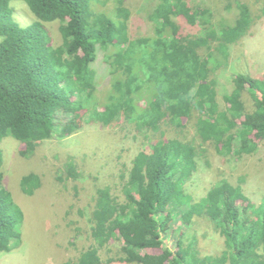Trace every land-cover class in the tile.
<instances>
[{
    "label": "trees",
    "instance_id": "16d2710c",
    "mask_svg": "<svg viewBox=\"0 0 264 264\" xmlns=\"http://www.w3.org/2000/svg\"><path fill=\"white\" fill-rule=\"evenodd\" d=\"M16 1L26 5L31 24L15 22ZM152 1L148 19L154 29L135 35L120 0L112 8L119 22L115 12L108 17V10H100L103 0H0V253L24 244V211L8 187L4 160V140L11 138L19 158L37 161L18 180L27 197L48 182L67 192L69 181L96 176L89 211L79 210L80 221H72L65 208L61 218L66 244L77 252L63 264H264V197L252 202L243 185L225 177L213 176L198 199L191 185L201 162L208 166L213 156L241 160L264 143V72L256 66L251 74L235 75L233 90L221 99L216 87L218 71L238 48H249L253 32L261 35L264 0H229L225 7ZM181 20L200 35L183 31ZM54 24L59 42L50 29ZM90 123L102 127V135L108 132L113 144L132 127L145 147L130 162L127 178L121 174L122 203L109 185L98 186L104 168L97 161L60 159L46 148ZM43 151L52 159L41 160ZM55 163L64 168L62 177ZM174 216L188 234L172 251L162 233ZM212 233L223 239L219 254L199 248L198 236ZM82 238L92 243L79 252Z\"/></svg>",
    "mask_w": 264,
    "mask_h": 264
},
{
    "label": "rangeland",
    "instance_id": "374dc122",
    "mask_svg": "<svg viewBox=\"0 0 264 264\" xmlns=\"http://www.w3.org/2000/svg\"><path fill=\"white\" fill-rule=\"evenodd\" d=\"M111 1L113 2L109 3L108 0H103L104 5L101 7L102 9L99 8L100 6H97V8L101 11L108 10L109 13L112 14V8L118 5L114 0ZM188 1L191 6L192 4L198 6L206 4L208 7H213L211 3H214L219 7L221 5L225 7L227 5L226 1L229 0ZM250 1L253 3L256 0ZM120 2L121 7L125 9L128 8L130 11L129 30L133 34L137 35L143 33L148 28L154 29V24L148 19L149 14L152 12L150 8L155 7L153 1L120 0ZM16 3L24 4L21 2ZM108 6L112 7L108 8ZM18 7L20 11L16 12L15 22L19 25H29V22L32 21V17L21 5H18ZM213 13L214 21L219 23L221 20L219 13L216 10H214ZM120 20L121 19H119L118 22ZM180 23L181 26H183V31L193 34L196 33L197 35L200 34V30L197 27L186 29L188 25L182 20ZM50 29L55 41L59 42L58 25H51ZM257 30L258 33H262L258 36L257 33L253 32L252 37H255V39L251 42V47L243 48L242 46L238 48L241 51H245L244 55H240V51L237 50V57L231 59L229 66L222 67L218 71L216 87L220 99L225 92L230 93L233 90L232 79L235 75L240 73L251 74V71L257 70H253L256 66L260 72H264V29L258 26ZM1 39L2 38H0V40ZM253 43H255V45H253ZM232 52L233 47L230 48V53L232 54ZM251 60H253V62H251ZM103 68V75H105V67L103 66ZM244 99L247 112H250L248 109L252 108V103L250 102L249 95L247 96L245 93ZM220 103L224 106L222 102ZM101 128L102 127L94 123L85 124L81 134L78 133V135L66 138L60 145H54L59 142L52 141L51 143H47L46 148L51 150L52 156L58 155L60 159L81 157L86 163L97 161V165L104 168L99 174L101 178L100 182L103 184L98 186L109 185L113 195L122 203L124 201V196L118 188L122 180L121 174L127 178V173L125 172L130 167V162L135 155L145 147H141L140 141L134 139V129L132 127H125L124 129L128 131L124 133L126 137L115 144H113L114 140L108 132L105 133L106 136L102 135L100 131ZM110 131L114 132L113 129H110ZM4 142V148L7 154L4 160L7 172L5 173L9 182L8 187H12L10 190L11 194L12 196L15 194L16 201L24 211V222L22 224V240L24 244H21L10 253H0V264H63L68 258L75 257L77 252L75 247L71 248L66 244L68 236L63 231L64 224L61 222V218L65 208L71 209L72 212L70 217L72 221H80L79 219H81L80 217L82 216L79 215V210H82L84 214L89 211L92 205L94 190L97 186L95 183L96 176L84 175L80 180L74 182L69 181L67 184L72 185V190L69 188L67 192H60V190H57L55 186L57 185L56 182H48L35 192L34 196L27 197L20 193L18 189V180L22 174L36 168L37 161L34 158H31V160L19 158L16 151L17 141L15 139L7 138ZM47 154L46 151L38 152L41 160H43V158H47L48 160L52 159V157L46 156ZM210 162L211 164L208 166L201 162L200 167L197 168L196 173H194L196 177L191 185L194 190L192 192L193 194L195 193L197 199L205 194L206 185L214 182L213 176H217L218 178H228L234 185H243L244 193L252 202L256 204L260 203V199L264 197V143L255 154L252 156H243L241 160L231 158L222 160L221 157L213 156ZM50 167L52 166L50 165ZM53 168L57 172V177H62L63 172H65L62 165L55 163ZM242 176L247 178L246 183L241 182ZM5 182L7 183L6 179ZM82 182H88L89 185L83 187L81 185ZM6 183H4V186ZM171 220L168 230L162 233V238L165 248L173 251L180 235L182 233H187L188 229L179 222V216H174ZM57 225H59V227ZM198 237L199 248L201 250L205 248V252L208 254H219L221 252L223 239H221L218 234L212 233L211 237L207 239L204 238L202 234ZM91 243L92 240L82 238L80 243L78 242L77 244L79 245V252L89 247ZM66 249H70V251L67 252ZM112 252H116L115 247L112 249Z\"/></svg>",
    "mask_w": 264,
    "mask_h": 264
},
{
    "label": "clouds",
    "instance_id": "9594fccd",
    "mask_svg": "<svg viewBox=\"0 0 264 264\" xmlns=\"http://www.w3.org/2000/svg\"><path fill=\"white\" fill-rule=\"evenodd\" d=\"M101 1H102V0H101ZM16 2H17V1H16ZM18 5H21V6L25 9L26 12L28 11V10H26V6H25L24 4H18V3H17V4H16V10H15V12H16V11H20ZM96 7H97V6H96ZM24 9H23V10H24ZM114 12H115V11H113L112 14H114ZM27 13L30 15L29 11H28ZM112 14L109 13V14H108V17H109V15H112ZM115 14H116V17L113 18L114 21H116L115 19H117V21H118L119 19H121V18H117V12H115ZM30 16H31V15H30ZM31 17H32V16H31ZM32 19H33V18H32ZM31 22H32V21H30L29 24H31ZM198 35H200V34H198ZM249 47H251V43L249 44ZM246 48H247V44H246ZM230 62H231V60H230Z\"/></svg>",
    "mask_w": 264,
    "mask_h": 264
}]
</instances>
